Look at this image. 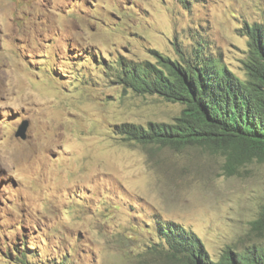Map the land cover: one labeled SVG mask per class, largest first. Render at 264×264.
Wrapping results in <instances>:
<instances>
[{
    "label": "rangeland",
    "instance_id": "rangeland-1",
    "mask_svg": "<svg viewBox=\"0 0 264 264\" xmlns=\"http://www.w3.org/2000/svg\"><path fill=\"white\" fill-rule=\"evenodd\" d=\"M252 22L264 25V0H0V264H21L12 247L28 264H150L155 218L195 231L215 260L264 247V162L229 175L204 146L118 134L171 123L183 104L138 95L110 70L201 41L245 79Z\"/></svg>",
    "mask_w": 264,
    "mask_h": 264
},
{
    "label": "trees",
    "instance_id": "trees-1",
    "mask_svg": "<svg viewBox=\"0 0 264 264\" xmlns=\"http://www.w3.org/2000/svg\"><path fill=\"white\" fill-rule=\"evenodd\" d=\"M242 32L248 38L245 79L222 62L211 45L201 41L188 55L162 57L159 64L121 58L110 69L105 62L97 61L99 67L110 69L119 83L138 95L156 94L183 104L171 123L150 122L146 127L123 123L117 133L173 150L204 146L225 157L223 168L229 175L240 164L264 162V26L245 23ZM263 220L261 210L258 222ZM153 222L158 242L142 252L150 264H264V247L250 245L236 251L226 246L215 260L190 228L161 218ZM12 250L9 258L28 264L22 247Z\"/></svg>",
    "mask_w": 264,
    "mask_h": 264
},
{
    "label": "water",
    "instance_id": "water-1",
    "mask_svg": "<svg viewBox=\"0 0 264 264\" xmlns=\"http://www.w3.org/2000/svg\"><path fill=\"white\" fill-rule=\"evenodd\" d=\"M27 127H28V121L22 120L17 127V130L15 132V136H19L21 139H24L26 136Z\"/></svg>",
    "mask_w": 264,
    "mask_h": 264
},
{
    "label": "clouds",
    "instance_id": "clouds-1",
    "mask_svg": "<svg viewBox=\"0 0 264 264\" xmlns=\"http://www.w3.org/2000/svg\"><path fill=\"white\" fill-rule=\"evenodd\" d=\"M252 23H258V22H252ZM252 23H248V24H252ZM262 24V23H261ZM245 25V24H244ZM263 25V24H262ZM264 26V25H263ZM243 28V27H242ZM246 36V35H244ZM247 37V36H246ZM248 39V38H247ZM248 41V40H247ZM248 46V45H247ZM192 230V229H191ZM193 231V230H192ZM195 232V231H194Z\"/></svg>",
    "mask_w": 264,
    "mask_h": 264
}]
</instances>
